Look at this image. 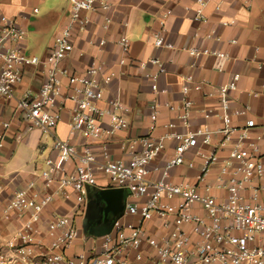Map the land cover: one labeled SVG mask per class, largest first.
<instances>
[{"label":"built area","instance_id":"2783aa9c","mask_svg":"<svg viewBox=\"0 0 264 264\" xmlns=\"http://www.w3.org/2000/svg\"><path fill=\"white\" fill-rule=\"evenodd\" d=\"M67 1V21L53 38L44 59L26 54L27 33L20 19L0 15V99L14 102L25 133L35 130L51 136L55 154L54 160L45 159L37 176L18 187L3 205L1 221L9 222L16 217L22 222L6 238L0 229V264H128L130 258L142 261L143 244L152 253L150 264H264V157H257V145L249 138L253 121H247L243 129L232 126L233 118L249 111L246 106L233 108L228 99V93L236 90L239 76L232 75L226 84L216 89L222 130H189L192 104L186 99L189 88L184 85L180 103L163 106L177 113L185 132L154 138L152 132L156 128L159 107L152 104L147 135L129 139L125 144L129 162L111 159L106 149L102 150L101 161H97L89 142L112 137L129 126L125 117L128 108L117 98L104 99L106 87L119 73L104 62L91 59L82 75L70 74L62 61L74 50L72 40L91 25L97 23L102 32L109 31L111 12L117 0ZM208 1H195L194 21L205 20L202 10ZM218 10L216 6L215 11ZM169 14L168 11L163 14L159 30L151 36L154 49H174L163 39L164 19ZM94 15L98 22L92 19ZM232 24L231 21L221 23L222 26ZM205 38L219 41L213 32ZM228 43L235 45L236 41ZM88 44L90 46L91 42ZM104 44L102 40L98 45ZM115 45L120 54L117 66L122 67L130 42L120 36ZM182 51L192 60L191 68L196 65L194 61L203 57L227 59L226 54L207 48L193 46ZM26 66L37 68L43 80L35 90L23 89L17 94ZM148 66L155 68L154 72L145 74L152 83V92L165 94V89L157 86L165 71L163 64L158 58L139 64L143 71ZM183 81L190 83L192 77L185 76ZM66 102L72 105L68 135L81 141L79 147L53 135ZM99 103L104 107H98ZM203 116L207 119L210 113L203 112ZM9 129L10 122L0 120V153ZM216 135L222 136L218 147L229 145L230 150L227 160L219 165L215 181L206 186L207 194L167 180L173 168L184 164V154L195 150L203 160L197 180L200 184L206 183L219 160L216 152L203 155L199 148L211 145ZM233 138L236 141L232 144ZM170 139L176 143L172 158L162 168L154 167L150 171L148 166ZM67 164L72 165L71 171L66 170ZM150 172L159 173V178L151 179ZM97 173L104 175L112 188L142 202H125L121 217L114 221L108 233L92 237L87 250L67 256V251L79 238L75 220L85 204L87 188L95 185ZM211 190H224L226 195L219 199ZM2 191L0 186V195ZM58 200L68 204L69 210L64 214L51 212L47 219V209ZM127 216H135L137 223L124 222ZM154 217L159 222L161 235L158 237L145 226Z\"/></svg>","mask_w":264,"mask_h":264},{"label":"crops","instance_id":"0c3cea01","mask_svg":"<svg viewBox=\"0 0 264 264\" xmlns=\"http://www.w3.org/2000/svg\"><path fill=\"white\" fill-rule=\"evenodd\" d=\"M57 1L63 3V6L53 8L39 16L38 6L44 4L46 0H0V15L8 18L18 17L26 33L29 28L33 33L44 34L47 31L52 33L41 59L46 57L53 38L67 21L68 1ZM195 1L117 0L111 12L112 22L108 32H102L96 23L72 40L74 50L62 61V66L70 74L82 75L91 59L104 62L107 67L119 73V76L106 87L104 99L117 98L129 110L125 115L129 123L125 131L109 138L89 142L97 161H101L102 150L106 149L111 159L129 162L125 144L129 139L147 135L150 125L149 107L152 104L159 107L156 128L152 132L154 138L185 132L186 129L177 119V113L163 106L167 103L179 104L182 98L181 88L184 85L189 88L186 99L192 104L189 130L202 128L210 131L222 130L223 124L218 118L219 103L216 89L226 84L235 74L239 76L236 90L228 93V99L233 108L246 106L249 111L245 115L233 118L232 126L235 129H243L247 121H253L254 126L248 131L249 138L257 145V157H264V0H210L202 10L204 21L192 19L197 8ZM216 6H219L218 11H215ZM34 9L37 11L35 14L32 12ZM167 11L170 14L164 19L163 39L174 49H154L151 36L159 30V21ZM92 19L98 22L96 15ZM230 21L233 22L232 25H221ZM212 32L219 41L205 38ZM120 36H125L130 42L126 63L122 67L117 66L120 54L115 45ZM102 40L105 44L99 47L98 44ZM229 40H235L236 44L230 45ZM89 42H91L90 46ZM193 46L222 52L227 55V59L203 57L194 61L196 65L191 68L192 60L182 49ZM80 52L82 56L78 55ZM151 58H158L163 64L165 71L159 77L157 86L165 89V94L155 95L151 90V81L145 78V74L154 72L155 68L148 66L144 71L139 68L140 63H145ZM185 76H191L192 81L185 83L183 81ZM42 80L43 77L37 68L26 66L17 94L23 89L35 90ZM196 86L199 87L198 90L194 89ZM65 92L68 93V90L65 89ZM97 106L101 108L104 104L99 103ZM71 107L70 102L65 103L53 135L79 147L81 141L68 135ZM203 112H209V118L205 119ZM0 120L10 122V129L6 132L0 153V186L3 190L0 195L1 212L3 205L14 191L35 178L44 160L47 158L54 160L55 154L52 150L51 136L35 130L25 133V125L15 111L13 101L0 99ZM221 140L222 136L216 135L211 145L199 148L203 155L216 152L219 160L208 174L206 183L200 184L197 180L203 160L196 155L195 150L184 154V164L173 168L167 180L175 185H189L200 193L207 194L206 186L215 181L219 165L227 160L230 150L229 145L218 147ZM235 141L236 139L233 138L231 143ZM175 145L174 140H166L164 150L148 169L152 171L154 167L162 168L165 162L172 158ZM65 168L71 171L72 165L67 164ZM150 178L158 179L159 173L150 172ZM113 190L116 189L112 188L104 175L100 173L95 175V185L87 188L85 204L80 208L75 220L79 238L67 251V256L87 250L92 237L98 236L89 234L87 226L90 223H94L95 220L100 223L109 215L115 217L119 212L120 206L112 193ZM101 192L106 193L101 195ZM210 193L219 199L226 195L224 190H211ZM125 202L133 204L142 201L124 195L123 203ZM68 210L69 205L58 200L47 209L45 216L48 219L51 212L64 214ZM123 221L136 224L137 218L127 216ZM21 222V219L16 217L11 218L9 222L0 220V229L4 237H9ZM145 226L152 235L156 237L161 235L156 217ZM141 254L142 261L135 262L130 258L128 264H150L152 253L145 244L141 246Z\"/></svg>","mask_w":264,"mask_h":264},{"label":"rangeland","instance_id":"374dc122","mask_svg":"<svg viewBox=\"0 0 264 264\" xmlns=\"http://www.w3.org/2000/svg\"><path fill=\"white\" fill-rule=\"evenodd\" d=\"M63 3L57 1V0H46V2L42 5H39V16L44 15V13H48L50 10H53V8L62 7ZM52 33L47 31L44 34L39 33H33L32 29L29 28L27 32V51L26 54L28 56H34L38 59L42 58V55L45 51V46H47V43L49 39L51 38Z\"/></svg>","mask_w":264,"mask_h":264},{"label":"flooded vegetation","instance_id":"af4514ba","mask_svg":"<svg viewBox=\"0 0 264 264\" xmlns=\"http://www.w3.org/2000/svg\"><path fill=\"white\" fill-rule=\"evenodd\" d=\"M115 221V217L113 215H109L108 217L104 218V221L100 222L95 220L94 223H90L87 228L89 229V234L92 235H99L104 229L108 227H112Z\"/></svg>","mask_w":264,"mask_h":264},{"label":"water","instance_id":"95a60500","mask_svg":"<svg viewBox=\"0 0 264 264\" xmlns=\"http://www.w3.org/2000/svg\"><path fill=\"white\" fill-rule=\"evenodd\" d=\"M106 192H101L100 194L101 195H104ZM112 193L115 195V197L117 198V200H118V204H119V206H120V209H119V212L116 214V216H115V220H117L118 218H120L121 217V215H122V212H123V208H124V203H123V197H124V195H126L125 193H124V191H122V190H113L112 191ZM110 228L111 227H108L107 229H104L100 234H106V233H108L109 232V230H110Z\"/></svg>","mask_w":264,"mask_h":264}]
</instances>
